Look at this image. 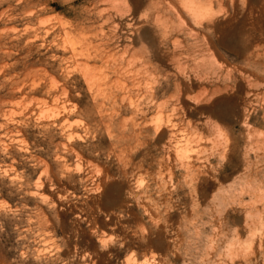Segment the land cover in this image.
Wrapping results in <instances>:
<instances>
[{
  "label": "rangeland",
  "instance_id": "rangeland-1",
  "mask_svg": "<svg viewBox=\"0 0 264 264\" xmlns=\"http://www.w3.org/2000/svg\"><path fill=\"white\" fill-rule=\"evenodd\" d=\"M263 144L264 0H0V264H264Z\"/></svg>",
  "mask_w": 264,
  "mask_h": 264
},
{
  "label": "bare ground",
  "instance_id": "bare-ground-1",
  "mask_svg": "<svg viewBox=\"0 0 264 264\" xmlns=\"http://www.w3.org/2000/svg\"><path fill=\"white\" fill-rule=\"evenodd\" d=\"M161 97V96H160ZM215 125V124H214ZM209 128V127H208ZM210 129H212V128H210ZM161 130V129H160ZM264 145V144H263ZM227 149V148H226ZM226 151V150H225ZM264 153V152H263ZM256 169V168H255ZM97 186V185H96ZM99 186V185H98ZM100 187V186H99ZM135 195H137V193H135ZM137 198V197H136ZM144 208V207H143ZM151 216V215H150ZM245 243V242H244ZM234 253H232V255H233Z\"/></svg>",
  "mask_w": 264,
  "mask_h": 264
}]
</instances>
